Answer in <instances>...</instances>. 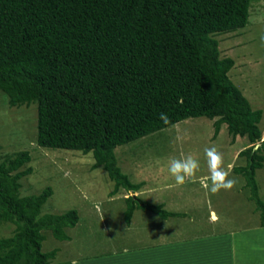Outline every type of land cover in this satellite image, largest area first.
I'll return each instance as SVG.
<instances>
[{
    "label": "trees",
    "instance_id": "trees-1",
    "mask_svg": "<svg viewBox=\"0 0 264 264\" xmlns=\"http://www.w3.org/2000/svg\"><path fill=\"white\" fill-rule=\"evenodd\" d=\"M252 0H0V91L10 106L37 103V144L73 149L94 158L120 189L137 191L117 164L115 148L190 117L214 119L215 137L225 123L232 141L246 136L239 152L245 179L264 226V201L255 172L263 166L262 110L228 76L230 57H219L213 33L244 27ZM161 112L169 123L159 119ZM30 160L20 150L0 161V224L14 225L0 237V264L52 262L57 249L42 251L48 230L59 240L79 221L77 209L42 212L52 194L20 195V169ZM124 220L135 209L161 218L176 213L137 195L125 197Z\"/></svg>",
    "mask_w": 264,
    "mask_h": 264
},
{
    "label": "rangeland",
    "instance_id": "rangeland-1",
    "mask_svg": "<svg viewBox=\"0 0 264 264\" xmlns=\"http://www.w3.org/2000/svg\"><path fill=\"white\" fill-rule=\"evenodd\" d=\"M261 35H264V0H252L248 22L244 27L211 34L218 41L219 57L233 59V66L228 71L229 78L253 109L262 110L258 126L264 137V45L261 44ZM215 119L190 117L119 145L114 150L117 164L130 181H143L155 187L154 192H149L145 186L143 189L146 192L141 195L143 199L154 202L157 198L164 197L163 195L179 193L180 205L189 207L187 205L190 204L201 210L208 196L211 203H215L225 215V224L240 227L246 223H254L259 220L260 213L248 198L249 190L241 174L233 171L240 183L231 190L222 189L216 194L207 192L199 182L200 176L203 178L209 175L203 151L206 146L215 145L222 152L225 163L234 167L246 163V157L239 155V152L251 145L246 136H236L232 141L225 123L220 125L218 134L213 137ZM36 126V102L10 106L8 96L0 91V161L20 150H28L30 153V160L20 168H31V172L19 180L20 195L37 194L49 186L52 194L44 203L42 212L61 213L75 208L79 214L77 224L65 229L70 236L67 240L56 239L50 231L45 230L42 251L56 248L57 253L52 262L75 260L78 264L85 259L122 252L124 247L130 249L129 254H135V249L143 246L139 244L142 241L138 239L139 234H148L145 236L148 242L151 231H137L133 224L135 228L124 232L121 224L126 207L125 197L140 193L120 189L111 195L114 182L102 167H92L94 158L91 152L84 154L79 150L39 146ZM261 138L256 142L255 148L261 143ZM182 152L198 158L201 169L195 182L189 179L177 186L168 166L170 159L178 157ZM255 179L258 194L264 201V162L256 170ZM195 195L200 197L196 205L191 202ZM204 213L203 211L202 214ZM195 229L190 226L185 234L192 235L194 231L205 233L204 230ZM13 231V224H0V237L10 236Z\"/></svg>",
    "mask_w": 264,
    "mask_h": 264
},
{
    "label": "crops",
    "instance_id": "crops-1",
    "mask_svg": "<svg viewBox=\"0 0 264 264\" xmlns=\"http://www.w3.org/2000/svg\"><path fill=\"white\" fill-rule=\"evenodd\" d=\"M145 186L148 187L147 191H155V187L143 182L136 191L140 193L136 195L142 199L141 195L146 192V189H143ZM163 196L153 199L154 202L148 201L162 204L166 210L176 215L161 218L149 210L135 209L129 223L122 220L124 232L135 227L137 231H151L148 242L145 237L148 234H139L138 239L142 240L139 244L143 246L135 249V254H129L130 249L124 247L122 252L85 259L79 264H264V226L260 225V218L254 223H246L240 227L227 225L223 219L225 215L215 203H211L208 196L201 210L190 204L187 205L189 207L180 205L179 193ZM199 201L200 197L195 195L191 202L196 205ZM190 226L196 228L195 230H204L205 233L194 231L192 235L185 234Z\"/></svg>",
    "mask_w": 264,
    "mask_h": 264
},
{
    "label": "clouds",
    "instance_id": "clouds-1",
    "mask_svg": "<svg viewBox=\"0 0 264 264\" xmlns=\"http://www.w3.org/2000/svg\"><path fill=\"white\" fill-rule=\"evenodd\" d=\"M260 40L261 44L264 45V35H261ZM159 119L164 124L169 123V116L164 112L159 114ZM177 139H180V137H177ZM261 141H264V137L261 138ZM203 151L209 175L200 178L199 182L207 192L216 194L222 189L231 190L240 183L239 177L233 175V166L225 163L222 152L215 145L206 146ZM200 169V160L192 154H184L183 152L178 157L170 159L168 166V170L177 186L183 185L189 179L195 182ZM103 219L104 217H102Z\"/></svg>",
    "mask_w": 264,
    "mask_h": 264
}]
</instances>
